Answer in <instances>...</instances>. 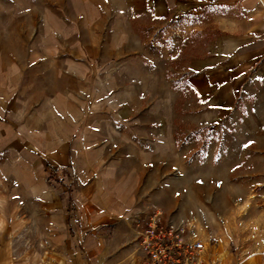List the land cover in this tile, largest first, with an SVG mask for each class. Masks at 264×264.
I'll return each instance as SVG.
<instances>
[{
  "label": "crops",
  "instance_id": "obj_1",
  "mask_svg": "<svg viewBox=\"0 0 264 264\" xmlns=\"http://www.w3.org/2000/svg\"><path fill=\"white\" fill-rule=\"evenodd\" d=\"M136 16L185 26L195 53L173 74L99 64ZM187 116L231 131L227 175L241 160L242 191L264 194V0H0V264H139L138 229L177 191Z\"/></svg>",
  "mask_w": 264,
  "mask_h": 264
},
{
  "label": "rangeland",
  "instance_id": "obj_2",
  "mask_svg": "<svg viewBox=\"0 0 264 264\" xmlns=\"http://www.w3.org/2000/svg\"><path fill=\"white\" fill-rule=\"evenodd\" d=\"M191 26L194 30L193 24ZM194 34H189L185 26H180L176 21L163 22L149 16L132 17L124 24L122 52L107 54L106 58L101 55L97 62L158 64V67L154 65L155 71L171 64L173 74V70H178V66L185 64L195 53ZM207 34L201 40H206L209 37ZM174 92L177 93L178 89ZM188 99L185 96L180 98L182 109ZM178 125L177 136L186 142L182 146L184 153H187L185 167L180 162L181 168L175 166L173 169L178 176L171 179L172 187L177 191L170 193L169 207L151 212L161 210L165 220L186 225L196 238L206 244L205 253L222 252L232 264H264V194L257 190L248 193L242 191L248 183L243 181L241 175V160L234 162L235 175H227L230 170L227 168L225 142L228 136H232L231 131L225 127H194L189 116L180 120ZM75 183L71 181L68 185L72 187ZM194 184L201 185V193L180 192L185 186L189 189ZM228 188L235 190L232 201L229 198L233 193L228 192ZM184 205L187 207L184 208ZM173 216H187L191 220H173Z\"/></svg>",
  "mask_w": 264,
  "mask_h": 264
},
{
  "label": "built area",
  "instance_id": "obj_3",
  "mask_svg": "<svg viewBox=\"0 0 264 264\" xmlns=\"http://www.w3.org/2000/svg\"><path fill=\"white\" fill-rule=\"evenodd\" d=\"M163 216L161 210L149 213L138 229L139 264H204L206 244L183 223Z\"/></svg>",
  "mask_w": 264,
  "mask_h": 264
},
{
  "label": "snow or ice",
  "instance_id": "obj_4",
  "mask_svg": "<svg viewBox=\"0 0 264 264\" xmlns=\"http://www.w3.org/2000/svg\"><path fill=\"white\" fill-rule=\"evenodd\" d=\"M245 147H247V145H245Z\"/></svg>",
  "mask_w": 264,
  "mask_h": 264
}]
</instances>
